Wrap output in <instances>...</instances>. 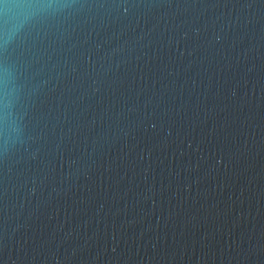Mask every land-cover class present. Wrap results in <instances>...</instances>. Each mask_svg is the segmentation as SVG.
Wrapping results in <instances>:
<instances>
[{"label":"water","instance_id":"obj_1","mask_svg":"<svg viewBox=\"0 0 264 264\" xmlns=\"http://www.w3.org/2000/svg\"><path fill=\"white\" fill-rule=\"evenodd\" d=\"M0 264H264V0H0Z\"/></svg>","mask_w":264,"mask_h":264}]
</instances>
